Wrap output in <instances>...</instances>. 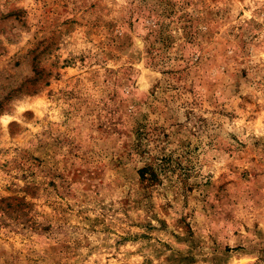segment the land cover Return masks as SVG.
Here are the masks:
<instances>
[{"label":"rangeland","instance_id":"obj_1","mask_svg":"<svg viewBox=\"0 0 264 264\" xmlns=\"http://www.w3.org/2000/svg\"><path fill=\"white\" fill-rule=\"evenodd\" d=\"M0 264H264V0H0Z\"/></svg>","mask_w":264,"mask_h":264},{"label":"trees","instance_id":"obj_2","mask_svg":"<svg viewBox=\"0 0 264 264\" xmlns=\"http://www.w3.org/2000/svg\"><path fill=\"white\" fill-rule=\"evenodd\" d=\"M163 158L161 159L163 160ZM138 172L141 179H146L147 181H156L158 179V171L153 164H147L141 167Z\"/></svg>","mask_w":264,"mask_h":264}]
</instances>
